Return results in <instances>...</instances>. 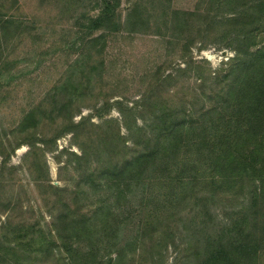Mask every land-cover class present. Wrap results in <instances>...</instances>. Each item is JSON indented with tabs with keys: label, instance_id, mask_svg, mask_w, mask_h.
I'll return each mask as SVG.
<instances>
[{
	"label": "rangeland",
	"instance_id": "374dc122",
	"mask_svg": "<svg viewBox=\"0 0 264 264\" xmlns=\"http://www.w3.org/2000/svg\"><path fill=\"white\" fill-rule=\"evenodd\" d=\"M263 54L264 0H0V264H264Z\"/></svg>",
	"mask_w": 264,
	"mask_h": 264
},
{
	"label": "trees",
	"instance_id": "16d2710c",
	"mask_svg": "<svg viewBox=\"0 0 264 264\" xmlns=\"http://www.w3.org/2000/svg\"><path fill=\"white\" fill-rule=\"evenodd\" d=\"M103 19L102 18H98L94 23V25L92 26L93 28H98L99 27V24L100 22L102 21ZM261 58H264V54L261 56ZM258 93L260 95H263L264 94V87L261 89H259ZM258 104H253V107L251 106L249 108V113H252L251 116L249 117V121L253 120L255 123H262L264 124V114L263 115H259L258 114V110H264V97L263 96H260L258 99ZM260 120V122H259ZM257 129V128H256ZM115 171H117V174L120 175L122 173V168H115ZM224 253H229V252H224ZM213 262L214 263H217V264H225V263H231V260L226 256V257H222L221 260H219L218 258L214 257L213 258Z\"/></svg>",
	"mask_w": 264,
	"mask_h": 264
}]
</instances>
